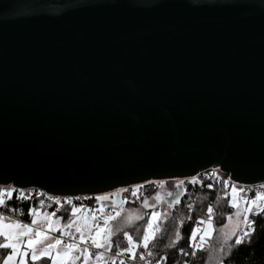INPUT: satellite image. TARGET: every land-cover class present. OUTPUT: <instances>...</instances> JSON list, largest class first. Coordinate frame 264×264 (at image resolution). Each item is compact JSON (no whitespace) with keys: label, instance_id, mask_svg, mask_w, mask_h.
<instances>
[{"label":"water","instance_id":"obj_1","mask_svg":"<svg viewBox=\"0 0 264 264\" xmlns=\"http://www.w3.org/2000/svg\"><path fill=\"white\" fill-rule=\"evenodd\" d=\"M214 169L264 183V0H0V187L95 197Z\"/></svg>","mask_w":264,"mask_h":264},{"label":"snow or ice","instance_id":"obj_2","mask_svg":"<svg viewBox=\"0 0 264 264\" xmlns=\"http://www.w3.org/2000/svg\"><path fill=\"white\" fill-rule=\"evenodd\" d=\"M215 169L213 170V175H215ZM145 183H159L163 185L165 181H145ZM184 180H177L176 185L177 188H180L184 185ZM189 183L195 185L199 183L197 176H192L189 178ZM224 186L231 188V199L228 201L231 208L235 209V216L243 218L244 228L240 230L239 234H237V230L240 229V220H237L235 227H233L230 233H223L225 244L229 248H231V244H228V241L232 240L235 237L234 243L239 246L244 243L245 238H248L253 234L256 230L255 221L250 219L251 214H255L257 216L264 214V183L259 184L257 187L258 190L255 192L253 197H248L246 195H242L245 192V188L237 187L235 182H230L229 180L223 181ZM144 187V184L137 183L130 185L127 188H119L115 193H104L102 195H97L94 197L95 201L99 204V207L95 210L86 209L83 205L79 207L73 201H80L82 197L80 196H67V197H59L48 195L46 192H41L39 195L46 196L49 201H53L57 205L67 204L71 206L70 210V219L67 225H64V229H61L59 220H53L55 213H44L42 214L37 208L30 206L28 209V216L30 217L31 223H22L20 220H15L12 223H5V220L8 219L2 213H0V237H3L4 242L0 243V249L10 250L4 256L3 260L0 261V264H28V259L30 256L31 261L37 262L41 259L47 258L51 260V264H71V261L79 259L81 256L85 260V264H87L88 259L92 256V253L87 248H80L75 241V237H72V233L70 231H66L65 229L72 228L75 225V231L79 234V243L84 244L89 240L91 241V245L97 249L112 246V236L114 235V230L110 226V221L115 220L117 217L121 215L120 210H116L114 214L112 212L104 213L105 204L102 203L107 201L112 195H119L122 192L131 191L132 197H137L138 190ZM207 187L211 188L212 185L209 184ZM250 190V189H249ZM17 191L12 185H8L5 189L0 187V206L7 207L5 197L9 199L17 198L14 197V193ZM170 196L173 194H169ZM227 196L228 193H225ZM18 199L29 200L30 197L25 194L24 189H20V196ZM85 199H87L85 197ZM157 200L160 198L157 197ZM126 201H117L114 203L122 204ZM41 207L44 204V201L40 202ZM179 194H176L172 201L169 202V207H172L174 204H179ZM143 206L145 208H151L152 211L148 215V219L143 228V234L139 238V240L134 241L129 232L124 231L123 236L127 240V246L124 248V253L128 254L129 259L135 260L137 257L141 260H145V254L143 252H137V249L143 248L144 250H148L150 244L154 242L157 238V234L161 233V227L159 225V221L163 217L164 219L168 218L167 213H161L155 210L154 204H149L145 199ZM189 209L192 208V205H187ZM12 212L18 211V209L13 208L10 209ZM87 213V214H85ZM104 213L103 215V225H101L97 221V214ZM213 208L211 206L207 207V218L199 219L195 222L192 227L189 237H188V247L192 249V251H184L183 248H180L179 251L184 256H195L196 251H203L206 247V240L210 238L213 234V219H212ZM144 217L139 214L130 215L128 217V222L131 224L133 220H143ZM191 219V218H189ZM229 221L232 220V216L229 215L227 217ZM40 220H43L47 225V231H41L40 229L34 228L33 225H36ZM202 226V227H201ZM224 227H227L225 225ZM52 231H62L63 235H67L72 239V243H68L64 246V249L61 251L59 246L62 244V238H56L54 243L47 244L44 247L38 249L37 245L42 243L43 240L48 239L47 232ZM199 235V242L197 241V236ZM24 238H27L25 241ZM181 239V234L179 230L175 232V239H170L169 243L165 245L166 247L175 248L177 243ZM22 246H24L22 248ZM55 250V252H54ZM79 251V256H73L74 252ZM219 251L223 253L224 247L222 246ZM119 255V254H118ZM147 256H152L151 251H147ZM97 260L103 259L102 254H96ZM162 260L166 259V257H162ZM113 264H115V260H113ZM119 264H125L124 260H120ZM159 264V261L157 262ZM187 264V261H185ZM217 264H224L222 258L217 259Z\"/></svg>","mask_w":264,"mask_h":264},{"label":"trees","instance_id":"obj_3","mask_svg":"<svg viewBox=\"0 0 264 264\" xmlns=\"http://www.w3.org/2000/svg\"><path fill=\"white\" fill-rule=\"evenodd\" d=\"M219 175H213V171H210L207 177L201 176L198 179L199 183L195 185L189 183V181H185L186 195L184 199L181 203L171 208L172 212L167 219L162 217L158 222L162 230L161 233L157 234L156 240L150 244L148 250H144L143 248L137 249L138 253L143 252L145 254V260H141L138 257L134 261L126 259L124 260L125 264H157L158 261L159 264H185V261H187V264H217L218 258H222L224 264H264V214L259 216L255 214L250 215L249 218L255 221L256 230L250 237L245 238L244 243L239 246L235 245V237H233L232 240L228 241V244H231V248L225 244L223 235L224 226L227 225V217L229 215H235L236 210L231 208L228 203L230 200V187L226 188L223 184V181L227 178L220 173ZM209 184L212 185L211 188L207 187ZM156 191L157 187L156 189L152 187L145 196L138 199H145ZM225 193H228V195L226 196ZM14 197H16L15 194ZM40 201V199L38 200L34 197L29 200L7 199V207L1 206V211L20 218L24 223H31L30 217L28 216V209L32 206L40 211L55 213V217L64 223L69 221L70 205L62 206L60 210H57L51 202H44L41 207ZM93 201L94 199L87 201L85 206H93ZM137 203L139 202H134L133 206H137ZM189 204L192 205L191 209L187 207ZM208 206L213 208V235L206 240V247L203 251L197 250L195 256L182 255L179 251L180 248H183L184 251H192L188 247L190 231L197 220L207 218ZM13 208L18 209L19 213L17 211H10ZM151 211L147 210L144 219L133 225L124 220H121V222L117 220H115L117 222H111V227L115 231L111 238L113 242L112 253L124 252L123 250L127 246V240L123 236L124 231L129 232L134 241L139 240ZM177 230L181 234L180 241L175 248L166 247L165 245L169 243L170 239H175V232ZM240 230L242 229L240 228ZM240 230L237 234H239ZM3 242V238L0 237V243ZM196 242H199L198 237ZM222 246L224 247L223 253L219 251ZM8 251L10 250L0 249V261L3 260ZM147 251H151L152 256H147ZM162 257H166V259L162 260ZM74 261H71V264ZM119 262L120 260L117 259L115 264H119ZM28 264H51V260L44 258L37 262L29 261Z\"/></svg>","mask_w":264,"mask_h":264},{"label":"rangeland","instance_id":"obj_4","mask_svg":"<svg viewBox=\"0 0 264 264\" xmlns=\"http://www.w3.org/2000/svg\"><path fill=\"white\" fill-rule=\"evenodd\" d=\"M219 173H218V171H215L216 176L219 175ZM175 185H176V181H168V182H165L163 185H161L159 183H156L155 186L157 187V191L154 194H152L151 196H149V197H147L145 199L148 201V203L150 205L151 204L155 205V210L156 211L161 212V213H167L168 216H169L172 211H171V208L166 206V203H165L164 199H165V197L170 196L169 195L170 193L173 194V192L176 189ZM156 187H155V189H156ZM237 187L239 188L241 186L237 185ZM4 188L6 189L7 187H4ZM115 192H113V193H115ZM128 193L129 192H122V193L119 194L120 197L122 198L119 201H126V202H124L122 204L114 203L115 202V198H116L117 195H112V196L109 197V199L107 201L102 202V203H104L106 205L105 208H104V213L112 212L114 214V212L116 210H120L121 211V215L119 217H117L115 220H117L118 222H121V220H124L127 223H129L128 222V217L130 215L139 214V215H142L144 217L145 216V212L147 210H152L151 208H145L143 206L145 199H138L137 197L136 198L135 197L134 198H129L128 200L125 199V196ZM229 195H230V199H231V188H230ZM242 195L248 196L247 195V191L245 190V192L242 193ZM157 197H159L160 199L157 200L156 199ZM7 199H9V198L5 197V201ZM136 201L139 202V203H137V206H133L134 202H136ZM93 204L95 206L87 205V206H85V208L86 209L95 210V209H97L99 207V204L95 201V199L93 201ZM77 206L79 207L80 205H77ZM40 212L42 214L51 213L49 211H40ZM0 213H1V206H0ZM104 213H98L97 214V221L101 225H103V222H104L103 221ZM85 214H87V213H85ZM4 216L8 218V219L5 220V223H12L15 220H17L15 218L10 217V216H6V215H4ZM238 219L240 220V228L243 229L244 228V225H243V222H242L243 218L242 217L238 218L235 215H233L232 216V220L231 221L228 220L227 227H224V233H230L232 231L233 227H235ZM53 220H59V219H57L54 216ZM115 220H113V221H115ZM113 221H110V226H111V222L113 223ZM117 221H115V222H117ZM138 221H140V220H133V222L131 224L133 225V224L137 223ZM22 223H24V222H22ZM59 223H60L61 229H64V225L68 224V222L64 223L61 220H59ZM33 227L37 228V229H40L41 231H47V225L45 224V222L43 220H40L36 225H33ZM65 230L66 231H70L72 233V237H74V236L78 237L77 243H78V246L80 248H87L92 253V256L87 261V264H113V260H115V263L117 262V257L112 253L113 252V242H112V246L110 248L105 247V248L97 249V248H95L94 246L91 245V241L90 240L87 243H84V244H80L79 243V234L75 231V225H73L72 228L65 229ZM239 230L240 229H238L237 232ZM213 232H214V229H213ZM114 233H115V231H114ZM62 234H63L62 231L47 232L48 239H45V240L42 241V243L38 244L37 248L40 249V248L44 247L47 244L54 243L55 239L58 238V237L60 238V236ZM199 235L200 234H198V236H197L198 238H199ZM1 238H3V237H1ZM24 239H25V241L27 240V238H24ZM68 243H72V242L65 243L63 241L62 244L59 246L60 250L62 251L64 249V246L66 244H68ZM23 247L24 246H22V248ZM54 252H55V250H54ZM97 253L102 254L103 259L97 260V258H96V254ZM120 253H124V252H120ZM79 255H80L79 251L73 253V256H79ZM27 259H28V262L31 261L30 256ZM73 264H85V260L81 256L79 259L75 260Z\"/></svg>","mask_w":264,"mask_h":264},{"label":"built area","instance_id":"obj_5","mask_svg":"<svg viewBox=\"0 0 264 264\" xmlns=\"http://www.w3.org/2000/svg\"><path fill=\"white\" fill-rule=\"evenodd\" d=\"M210 172V171H209ZM209 172H205V173H203L202 175H200L199 177H197V179H200V177L201 176H205V177H207V175H208V173ZM221 174V173H220ZM222 175V174H221ZM223 176V175H222ZM224 177H226V176H224ZM227 178V180H229V178L228 177H226ZM185 181H189V179L188 180H185ZM230 181V180H229ZM231 182V181H230ZM144 184V187H142L141 189H139L138 190V195H137V198H140V197H143V196H145L149 191H150V189L152 188V187H156L155 185H156V183H152V184H149V183H143ZM241 187H243V188H245V190L247 191V195L249 196V197H253L254 196V194H255V192L256 191H258V190H261V189H258V187L257 186H241ZM250 189V190H249ZM261 191H264V190H261ZM39 193H41V191H37V190H25V194L26 195H28L30 198H35V199H40V200H43L44 202H51V204H53V206H55L56 208H57V210H60L61 208H62V206H66L67 204H61V205H57V204H55L53 201H49L47 198H46V196H43V195H39ZM15 196L17 197L16 198V200H22V199H18V197L20 196V190H17L15 193ZM61 198H63V197H61ZM87 199H85V197H82V199L80 200V201H73L75 204H77V205H83V206H85L86 205V203H87V201H90V200H92V199H94V197H86ZM129 198H134V197H132L131 196V191H129V193L128 194H126V196H125V199H129ZM136 198V197H135ZM93 206H95L94 204H93ZM1 213L3 214V215H6V216H10V217H12V218H15V219H17V220H20L21 222H23L20 218H17V217H14L13 215H10V214H6L5 212H3V211H1ZM17 213H19V211H17ZM75 237V241H76V243H77V241H78V237L77 236H74ZM60 238H62V240L65 242V243H67V242H73L72 241V239L69 237V236H67V235H61L60 236ZM78 244V243H77ZM114 254V253H113ZM119 254V255H118ZM116 257H117V259H119V260H126V259H129V257L127 256V254L126 253H117V254H114ZM145 264V263H144Z\"/></svg>","mask_w":264,"mask_h":264},{"label":"flooded vegetation","instance_id":"obj_6","mask_svg":"<svg viewBox=\"0 0 264 264\" xmlns=\"http://www.w3.org/2000/svg\"><path fill=\"white\" fill-rule=\"evenodd\" d=\"M122 198H120L119 200H121ZM115 202H117V198H115Z\"/></svg>","mask_w":264,"mask_h":264},{"label":"crops","instance_id":"obj_7","mask_svg":"<svg viewBox=\"0 0 264 264\" xmlns=\"http://www.w3.org/2000/svg\"><path fill=\"white\" fill-rule=\"evenodd\" d=\"M85 207V206H84Z\"/></svg>","mask_w":264,"mask_h":264}]
</instances>
